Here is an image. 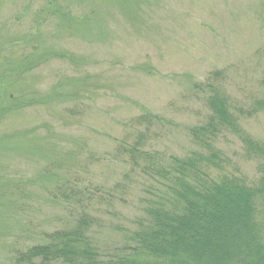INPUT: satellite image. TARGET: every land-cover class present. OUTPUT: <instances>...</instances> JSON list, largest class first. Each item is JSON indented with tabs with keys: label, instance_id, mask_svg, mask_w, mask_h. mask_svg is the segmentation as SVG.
Listing matches in <instances>:
<instances>
[{
	"label": "rangeland",
	"instance_id": "374dc122",
	"mask_svg": "<svg viewBox=\"0 0 264 264\" xmlns=\"http://www.w3.org/2000/svg\"><path fill=\"white\" fill-rule=\"evenodd\" d=\"M207 78L264 143V0H0V107L11 93L44 94L0 119V185L34 179L28 190L41 195L49 167L116 185L129 167L114 152L117 138L145 112L154 124L142 127L144 148L183 156L194 149L189 129L210 116L193 88ZM240 140L228 134L216 146L234 158L227 173L238 164L253 178L257 162ZM43 194L31 200L32 220L53 228L59 208ZM139 197L132 190L127 205L115 201L118 213L134 216ZM16 224L4 229L0 217V259Z\"/></svg>",
	"mask_w": 264,
	"mask_h": 264
},
{
	"label": "trees",
	"instance_id": "16d2710c",
	"mask_svg": "<svg viewBox=\"0 0 264 264\" xmlns=\"http://www.w3.org/2000/svg\"><path fill=\"white\" fill-rule=\"evenodd\" d=\"M212 83L207 78L193 84L210 116L189 129L194 149L183 156L166 159L144 148L150 129L142 127L154 124L152 113L145 112L124 123L129 136L117 138L114 152L126 156L129 167L116 185L108 187L86 170L61 178L50 167L45 176L50 186L41 195L28 190L39 181L6 179L0 185V217L4 229L13 218L17 224L0 264H264V143L240 126L231 100ZM43 95L11 93L0 119L32 107ZM228 134L239 136L243 156L257 162L252 179L238 164L227 173L234 158L216 145ZM132 190L141 197L129 218L118 213L115 201L127 205ZM42 194L59 208L53 228L32 220L31 200Z\"/></svg>",
	"mask_w": 264,
	"mask_h": 264
}]
</instances>
